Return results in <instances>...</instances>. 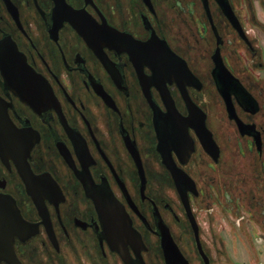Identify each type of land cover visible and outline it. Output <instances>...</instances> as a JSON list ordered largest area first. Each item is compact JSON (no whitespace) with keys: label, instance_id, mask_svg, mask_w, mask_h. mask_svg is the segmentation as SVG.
Returning a JSON list of instances; mask_svg holds the SVG:
<instances>
[{"label":"flooded vegetation","instance_id":"flooded-vegetation-1","mask_svg":"<svg viewBox=\"0 0 264 264\" xmlns=\"http://www.w3.org/2000/svg\"><path fill=\"white\" fill-rule=\"evenodd\" d=\"M61 1L0 0V59L15 61L18 51L47 81L54 95V99L27 102L8 86L0 68V98L12 121L11 130L22 145L30 144L29 165L42 176L41 182L27 188L15 164L18 154L12 147L0 146V195L13 197L29 225V235L24 239L14 235L15 253L23 264H28L24 257L26 246L32 242L40 240L59 253L73 233H86L103 257L116 256L127 264L113 249L115 243L109 241L111 236L103 227L105 218L98 209L104 207L112 214V208L120 204L134 231L131 233L127 227L126 245L132 264H139L138 256L148 263L146 256L152 242L163 258L162 223L178 245L185 233L181 228L187 230L196 257L204 264L196 236L209 254L198 214L201 209L211 210L210 171L222 159V146L213 129L219 124L213 118L219 117L234 127L237 143L241 147L243 138L249 152H256L264 174V127L255 118L261 106L256 95L263 91L232 64L233 58L237 63L242 58L239 43L252 56L257 53L244 27L240 0H123L126 13L122 17L116 15L114 0H64L75 9H85L88 21L101 23L104 19L135 39L164 41L199 81H188L186 76L171 72L154 78L149 63L137 53L135 57V51L108 45L102 46L103 60L67 19ZM231 11L242 32L238 22L235 25L230 19ZM216 47L224 64L257 103V109L251 111L250 99L240 92L231 93L235 112L245 124L242 132L235 118L229 116L212 74ZM163 49L159 47L157 52L166 54ZM164 59L172 61L168 56ZM202 62L206 79L197 68ZM167 69L170 71V67ZM163 80L177 112L168 106L159 88ZM212 90L220 116L212 117L214 112L206 104ZM183 91L201 110L188 105ZM201 118L218 145L216 159L201 142ZM251 126L259 132L260 151L250 133ZM163 155H170L187 175L180 176L178 184ZM135 156L143 167V186ZM152 177L157 179L155 185ZM260 178L264 190V176ZM222 196L228 198V203L232 199L234 203L229 206L236 205L239 210L238 197L229 196L227 187L222 189ZM228 203L225 201L223 206Z\"/></svg>","mask_w":264,"mask_h":264},{"label":"rangeland","instance_id":"rangeland-1","mask_svg":"<svg viewBox=\"0 0 264 264\" xmlns=\"http://www.w3.org/2000/svg\"><path fill=\"white\" fill-rule=\"evenodd\" d=\"M125 2L114 0L118 17L126 13L123 6ZM240 3L246 33L257 48V53L252 56L251 51H247L239 43L237 47L242 58L238 63L233 58L232 64L242 69L243 77H249V80L252 79L261 86L263 92H257L256 95L261 106L255 118L264 127V0H240ZM165 18L167 12L164 10L163 19ZM122 20L120 22L124 23ZM204 65L202 62L197 68L206 79ZM213 91L209 93L206 104L214 112L212 117H215L216 114L220 116L221 111ZM213 119L219 125L222 123L215 127L212 124L222 146V159L217 168H211L210 171L209 180L212 178L213 182V187L208 189L213 202L211 213L201 209L198 214L204 246L211 264H264V190L260 178V175L264 176L262 167L256 161V152H249L243 138L241 147L239 146L236 132L230 123H224L225 120L219 117ZM152 178V184L155 185L157 179ZM224 187L228 188L229 196L238 197L239 210L236 205L229 206L232 199L228 203V198L222 196ZM225 201L227 206H223ZM181 229L185 232L178 239L181 251L192 264H201L187 230L183 227ZM152 244L150 254L146 256L147 264H165L153 242ZM26 248L28 253L24 258L28 264H124L116 256L103 257L86 233H73L71 239L64 242L59 253L42 245L40 240L32 242Z\"/></svg>","mask_w":264,"mask_h":264},{"label":"water","instance_id":"water-1","mask_svg":"<svg viewBox=\"0 0 264 264\" xmlns=\"http://www.w3.org/2000/svg\"><path fill=\"white\" fill-rule=\"evenodd\" d=\"M64 6L63 11L66 14L67 19L73 24V26L78 30V32L85 38V40L92 46L98 55L103 58V45H108L109 47L117 48L120 50H128L130 53L135 51L138 57H143V61L149 63L153 69V76L156 78L160 73H175L180 74L181 76H186L188 81H193L194 79L199 81L198 78L193 74L189 69L186 62L176 54H174L166 43L158 38H152L146 41L138 40L132 37L129 33L124 31H119L118 29L110 26L103 19L101 23L97 21H88V13L85 9H75L65 1H61ZM60 9V7H59ZM228 15L230 19L235 22H238L236 16L231 11ZM236 25V24H235ZM240 31L242 32L239 22L237 23ZM155 42H159L160 45H157ZM159 47L164 48L166 54H160L157 51ZM160 52V50H159ZM169 57L172 61H164V57ZM15 61L7 60V57L0 59V68L5 77V82L11 87L16 93L20 94L21 97L27 101L31 100H48L54 99L52 89L50 88L47 81L41 77L25 60V58L15 51ZM104 60V58H103ZM214 66L212 68V74L215 78L216 86L219 93L225 100L226 108L230 117L235 118L239 129L242 132V127L245 125L241 119L237 116L233 102L231 100L232 92H240L245 98L251 100V111L257 109V103L255 98L250 95V92L244 88L243 84L239 79L227 68L224 64L218 47L215 48L213 53ZM167 67H170L167 69ZM139 72H142V69L139 67ZM143 73V72H142ZM177 79L176 77H174ZM182 81V79H177ZM178 81V82H180ZM162 86H159L161 92L164 96L167 97L169 101V107L175 112H177L176 106L174 104L173 98L170 94L169 89L166 86L165 81H162ZM186 99H189L186 91H183ZM2 99L0 98V146L1 147H12L11 150L16 151L18 158L15 159V164L18 170L19 175L26 184L27 188L31 183L41 182L42 176L34 173L32 168L29 165L27 155L29 154L30 144L22 145L18 141L14 132L11 130L12 121L7 113L5 106L2 104ZM188 105L196 110H201L197 104H195L191 99L187 100ZM200 127L203 130L201 136L202 144L207 150L213 155L216 159L218 155V145L212 135V132L205 125L204 119L201 118ZM253 126V124H252ZM251 126V127H252ZM253 130H250V133L253 134L257 149H261V139L259 132L252 127ZM11 132V133H10ZM8 134V136H7ZM169 153V152H168ZM167 153V154H168ZM137 166L139 168V175L141 179V185H144L145 175L143 172V167L141 161L138 157L135 156ZM163 162L171 171L173 177L175 178L177 184L180 176H184L185 173L181 169H178L175 162L171 156L163 155ZM187 176V175H185ZM53 182L55 180L52 178ZM98 209L104 216V230L106 234L111 236L114 241L115 249L127 264H132V258L127 249L126 239H127V227L134 233L133 227L130 225L129 220L127 219V213L120 204H117L115 208H112V214L107 212L106 208L98 206ZM187 210L189 212V207L187 205ZM190 220L193 224L195 232L197 234V226L194 223L193 216L189 213ZM28 222L21 215L19 208L17 207L15 200L11 195H0V261H5L7 264H23L15 250L13 248V239L14 235H18L21 239H24L29 235ZM28 231V232H27ZM129 231V232H130ZM160 245L163 252V258L165 264H190L188 258L181 251L177 242L173 239L169 228L167 225L162 223V229L160 232ZM138 241L143 243L140 237ZM196 244L199 250L200 255L203 258L204 264H210L208 255L204 252L201 242L199 241L198 236H196ZM139 264H144L142 256H138Z\"/></svg>","mask_w":264,"mask_h":264}]
</instances>
